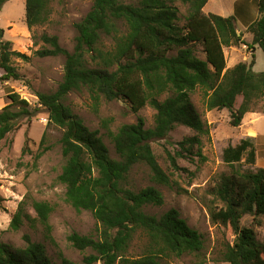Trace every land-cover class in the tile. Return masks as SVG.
I'll use <instances>...</instances> for the list:
<instances>
[{
	"label": "trees",
	"instance_id": "trees-1",
	"mask_svg": "<svg viewBox=\"0 0 264 264\" xmlns=\"http://www.w3.org/2000/svg\"><path fill=\"white\" fill-rule=\"evenodd\" d=\"M8 1L0 0V12ZM50 2L26 0L25 22L29 30L48 22ZM178 2L188 7L182 26ZM207 2L93 0L91 10L74 25L73 52L64 50L57 37L41 36L45 47L37 51V56L65 59L63 79L57 90L37 95L48 125L62 130L64 165L58 181L65 188L66 203L75 211L90 212L101 225L98 240L76 233L68 237L75 249L93 252L80 264H163L164 258L198 257L204 250L203 236L190 228L177 210L160 216L146 213L147 206H162L164 197L154 186L132 187L129 177L136 166L143 165L150 171L153 183L171 186L170 176L159 165L151 143L184 126L197 136L179 143L181 149L190 153L195 145H200L198 135L207 134V130L191 102L196 89L201 91L209 111H229L234 128L241 125L248 113L264 114V72L252 71L254 52L249 65L240 62L227 69L224 51L244 45L264 53V0H242L228 17L204 14ZM238 22L251 36L249 44L242 32L237 33ZM103 38L113 42L110 50L103 49ZM198 46L204 59L197 54ZM13 58L25 59L12 49L11 42L3 39L0 28V82L21 79ZM82 90L94 99H123L135 114L149 105L156 111L154 126L146 128L143 119L138 118L135 124L122 125L109 133L117 155L112 158L98 131L86 127L64 103L68 94ZM238 97L242 101L235 110ZM9 100L11 104L0 111V141L12 132L18 119L30 115L28 103L17 94L9 95ZM15 106L19 107L17 111ZM166 155L173 171L178 170L175 156L169 152ZM244 157L254 164L255 149L250 139L228 146L222 153L223 162L229 166L240 164ZM209 194L211 221L234 237L232 243L227 241L224 245L221 261L264 264V244L257 240L253 228L240 226L244 216L252 217L255 227H260V219H264V169L220 175ZM52 210L46 202L22 200L10 228L17 231L25 224H39L50 231ZM137 231L146 236V245L140 256L127 258L125 253ZM24 238L26 245L21 248L0 242V264H53L43 244L32 242L28 236ZM61 264L77 263L63 258Z\"/></svg>",
	"mask_w": 264,
	"mask_h": 264
},
{
	"label": "rangeland",
	"instance_id": "rangeland-1",
	"mask_svg": "<svg viewBox=\"0 0 264 264\" xmlns=\"http://www.w3.org/2000/svg\"><path fill=\"white\" fill-rule=\"evenodd\" d=\"M242 0H208L203 13L228 17L234 12L236 3ZM26 0H9L0 12V28L3 39L11 42L12 49L24 55L23 58H13V66L21 76L20 80L0 82V111L11 104L9 95L17 94L25 100L30 115L15 122L14 129L5 139L0 141V242L16 248L26 245L25 236L32 242L45 246L53 264H61L67 259L80 264L83 258L91 253L90 249L79 251L68 241V237L76 233L80 236L99 239L101 225L87 211H75L65 201V188L58 181L64 159L60 139L62 130L49 126L46 112L38 105V93L50 94L57 90L64 75L63 56L41 58L37 51L45 47L41 36H55L59 45L68 52H73L76 30L74 25L80 22L91 10L93 0H51L50 16L44 25L29 30L25 22ZM179 10V25L185 23L188 7L176 3ZM236 29L243 33L244 41L251 42V36L246 33L238 22ZM103 49L110 50L113 42L103 38ZM237 55L233 48H226V68H232L237 62L249 65L253 50L246 46L237 47ZM198 56L204 59L200 47ZM255 60L252 71L264 72V53L255 49ZM246 58V59H245ZM3 71L0 70V76ZM168 94L163 95L164 100ZM242 101L236 99L234 109H238ZM191 102L200 114L205 124L207 134L198 135L200 145H195L190 153L183 151L179 143L187 138L197 136V133L187 127L178 126L162 140L151 143L154 155L161 168L170 176L171 186H161L152 182L147 167L136 166L129 183L137 189L154 186L164 197L162 206H147L145 212L160 216L175 209L180 213L187 225L203 236L204 250L198 257L184 255L179 258L162 259L163 264H226L221 261L220 253L228 241L234 237L222 226L214 224L209 214L212 197L209 190L220 175H230L233 171L257 172L264 169V114L248 113L239 127L230 125V113L227 110L209 111L206 108L202 93L196 89L191 94ZM65 105L79 117L84 125L92 131H98L109 149L110 156L117 158L109 133H114L125 124H135L142 118L146 128H152L155 123L156 111L149 105L137 114L123 99L108 102L103 98L94 99L87 91H74L68 94ZM14 110L19 107L15 106ZM250 139L255 149V162L249 164L246 157L240 164L229 166L222 160V153L228 146H236L241 140ZM166 152L175 156L178 170L173 171L167 159ZM200 153V154H197ZM179 154V156H176ZM200 155V156H199ZM42 201L52 207L49 216L50 231L45 227L27 224L17 231L10 228V221L22 200ZM29 213L35 214L30 207ZM261 226H253V219L244 216L240 221L241 228H253L257 240L264 244V219ZM147 238L141 231L134 235L125 253L127 258H137L146 245ZM119 264V263H117Z\"/></svg>",
	"mask_w": 264,
	"mask_h": 264
},
{
	"label": "crops",
	"instance_id": "crops-1",
	"mask_svg": "<svg viewBox=\"0 0 264 264\" xmlns=\"http://www.w3.org/2000/svg\"><path fill=\"white\" fill-rule=\"evenodd\" d=\"M203 10H204V8H203ZM230 16V15H229ZM242 46H244V45H242ZM230 49V48H229ZM234 50H233V52L235 53V55H237V53L239 52V49L238 48H233ZM231 50H232V48H231ZM254 53H255V51H254ZM246 59V58H245ZM243 62H245V61H243ZM236 64H238V62L236 63ZM235 64V65H236Z\"/></svg>",
	"mask_w": 264,
	"mask_h": 264
},
{
	"label": "water",
	"instance_id": "water-1",
	"mask_svg": "<svg viewBox=\"0 0 264 264\" xmlns=\"http://www.w3.org/2000/svg\"><path fill=\"white\" fill-rule=\"evenodd\" d=\"M237 33L239 34V32L237 31Z\"/></svg>",
	"mask_w": 264,
	"mask_h": 264
}]
</instances>
